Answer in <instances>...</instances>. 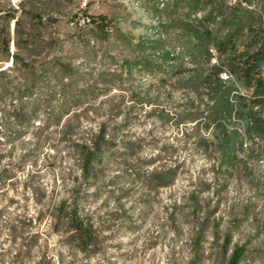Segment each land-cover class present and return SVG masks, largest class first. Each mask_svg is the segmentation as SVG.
<instances>
[{"label": "rangeland", "instance_id": "1", "mask_svg": "<svg viewBox=\"0 0 264 264\" xmlns=\"http://www.w3.org/2000/svg\"><path fill=\"white\" fill-rule=\"evenodd\" d=\"M20 1L0 0V11ZM141 1L64 0L61 8L68 18L78 7L108 15L139 33L150 20ZM12 28L13 22L11 35ZM60 35L62 57L82 73L73 89L86 96L61 108L56 84L49 102L38 97L36 117L21 120L23 126L10 118L4 133L0 118V169L11 176L0 186V264H224L225 236L229 248L245 245L239 264H264V153L254 158L244 138L236 163L216 170L213 148L187 137L192 123L175 126L159 116L184 101L182 91L144 74L93 98L89 88L106 89L95 85L96 74L116 68L117 50L87 61L73 35ZM145 90L150 103L132 100ZM48 103L61 114L58 123L47 120ZM100 124L108 147L83 175L77 144L89 142ZM199 134L212 139L209 129ZM173 164L179 165L174 181L151 188L150 171ZM73 203L90 225L85 250L65 222L63 207Z\"/></svg>", "mask_w": 264, "mask_h": 264}, {"label": "trees", "instance_id": "2", "mask_svg": "<svg viewBox=\"0 0 264 264\" xmlns=\"http://www.w3.org/2000/svg\"><path fill=\"white\" fill-rule=\"evenodd\" d=\"M63 1L21 0L17 9L0 11V118L4 133L11 127L10 118L19 119L16 125L23 126L21 120L36 117L38 97L49 102L55 93L51 87L56 84L61 108L84 102L86 91L73 89L82 73L59 51L62 33L77 39L87 61L95 59L98 51L104 56L117 50V56L111 57L116 68L96 74L95 85L107 87L100 91L90 87L93 98L122 80L153 75L160 86H173L184 93V101L161 110L160 118L175 126L192 123L187 137L198 146L213 148L216 170L236 163L244 138L251 140L248 150L254 158L263 156L259 141H264V0H143L141 6L150 20L141 23L139 33L123 30L108 15H93L79 7L68 18L62 12ZM132 100L150 103L149 91L135 92ZM47 105V120L58 123L61 114ZM102 126L89 142L77 144L83 175L90 174L94 161L101 159L108 147ZM200 128L211 130L212 139L200 135ZM17 133L22 134L20 130ZM178 168L173 164L150 171L151 188L172 183ZM9 178L8 169H0V186ZM63 208L65 222L79 233L85 250L90 225L78 212V204ZM229 244L230 238L225 236L224 252L230 249V253L224 264H239L246 247L233 244L229 248Z\"/></svg>", "mask_w": 264, "mask_h": 264}, {"label": "built area", "instance_id": "3", "mask_svg": "<svg viewBox=\"0 0 264 264\" xmlns=\"http://www.w3.org/2000/svg\"><path fill=\"white\" fill-rule=\"evenodd\" d=\"M221 75H226L225 73H222Z\"/></svg>", "mask_w": 264, "mask_h": 264}]
</instances>
